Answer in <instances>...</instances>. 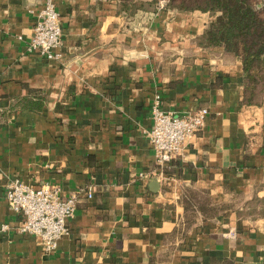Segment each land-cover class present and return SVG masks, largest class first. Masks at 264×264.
Wrapping results in <instances>:
<instances>
[{"label":"crops","instance_id":"crops-1","mask_svg":"<svg viewBox=\"0 0 264 264\" xmlns=\"http://www.w3.org/2000/svg\"><path fill=\"white\" fill-rule=\"evenodd\" d=\"M45 1L0 0V264H264V99L243 105L241 57L197 43L218 12L54 0L55 61L28 51ZM156 102L209 110L164 168L146 135ZM12 177L93 188L54 252L13 228ZM187 191L210 196L206 216Z\"/></svg>","mask_w":264,"mask_h":264},{"label":"built area","instance_id":"built-area-1","mask_svg":"<svg viewBox=\"0 0 264 264\" xmlns=\"http://www.w3.org/2000/svg\"><path fill=\"white\" fill-rule=\"evenodd\" d=\"M62 47L61 13L54 0H46L36 16L28 51L60 61L63 58ZM208 113L207 108H199L175 114L164 110L159 102L152 106L153 126L146 135L154 149L157 166L164 168L182 155L190 140L204 126ZM93 193V188H82L65 195L61 186L50 181L36 186L20 177L10 178L5 189L9 206L19 216L13 228L19 234L39 238L46 254L54 252L59 240L69 232L68 222L75 217L81 198H91ZM9 228V224H4L2 231ZM228 235L234 237L236 232L231 231Z\"/></svg>","mask_w":264,"mask_h":264},{"label":"trees","instance_id":"trees-1","mask_svg":"<svg viewBox=\"0 0 264 264\" xmlns=\"http://www.w3.org/2000/svg\"><path fill=\"white\" fill-rule=\"evenodd\" d=\"M159 0H119L120 12L130 19L137 11ZM165 8L218 12L208 28L197 38L205 48L223 47L225 52L241 57L244 89L242 104L261 105L264 99V0H168ZM200 195V201L196 197ZM185 208L197 206L207 215L206 201L210 196L187 191ZM195 202H194V201Z\"/></svg>","mask_w":264,"mask_h":264},{"label":"rangeland","instance_id":"rangeland-1","mask_svg":"<svg viewBox=\"0 0 264 264\" xmlns=\"http://www.w3.org/2000/svg\"><path fill=\"white\" fill-rule=\"evenodd\" d=\"M145 1H151V0H145ZM168 2V0H159L158 2L154 3L153 5H146L145 9H141V11H150V12H156L161 7V5H165Z\"/></svg>","mask_w":264,"mask_h":264}]
</instances>
